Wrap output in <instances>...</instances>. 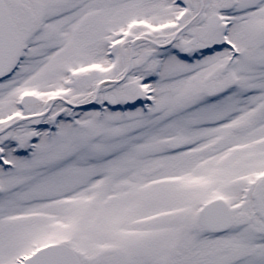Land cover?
I'll list each match as a JSON object with an SVG mask.
<instances>
[{
  "label": "snow or ice",
  "instance_id": "snow-or-ice-1",
  "mask_svg": "<svg viewBox=\"0 0 264 264\" xmlns=\"http://www.w3.org/2000/svg\"><path fill=\"white\" fill-rule=\"evenodd\" d=\"M0 264H264V0H0Z\"/></svg>",
  "mask_w": 264,
  "mask_h": 264
}]
</instances>
